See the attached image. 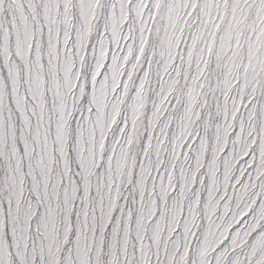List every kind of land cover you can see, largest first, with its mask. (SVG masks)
<instances>
[{"label":"snow or ice","instance_id":"snow-or-ice-1","mask_svg":"<svg viewBox=\"0 0 264 264\" xmlns=\"http://www.w3.org/2000/svg\"><path fill=\"white\" fill-rule=\"evenodd\" d=\"M0 264H264V0H0Z\"/></svg>","mask_w":264,"mask_h":264}]
</instances>
